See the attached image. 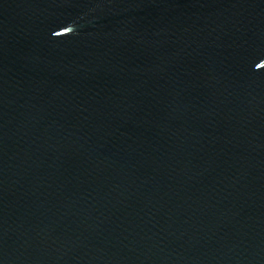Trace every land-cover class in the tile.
Segmentation results:
<instances>
[{
	"label": "water",
	"instance_id": "water-1",
	"mask_svg": "<svg viewBox=\"0 0 264 264\" xmlns=\"http://www.w3.org/2000/svg\"><path fill=\"white\" fill-rule=\"evenodd\" d=\"M0 264H264V0H0Z\"/></svg>",
	"mask_w": 264,
	"mask_h": 264
}]
</instances>
